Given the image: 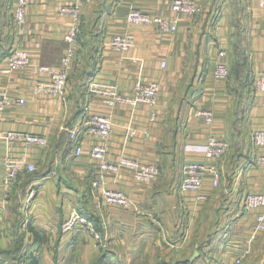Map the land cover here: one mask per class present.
Wrapping results in <instances>:
<instances>
[{
  "label": "crops",
  "instance_id": "obj_1",
  "mask_svg": "<svg viewBox=\"0 0 264 264\" xmlns=\"http://www.w3.org/2000/svg\"><path fill=\"white\" fill-rule=\"evenodd\" d=\"M171 1L84 0L82 20L92 23V29L85 39L81 36L60 97L40 90V83L50 78L35 66L61 65L73 18L60 10L76 0H31L26 21L19 25L13 21L16 0H0V90L14 98L0 132L48 139L46 147H28L23 139L0 142V249L23 236L25 245L40 251L41 264H91L104 254L105 264H174L192 260L201 242L221 253L216 258L220 264H234L241 251L247 252L243 262L264 264V230L255 231L260 209L243 206L249 192L264 187V166L255 163L264 146L256 148L252 141V132L264 129V105L250 86L242 102L233 76L227 82L215 77L219 61L232 66L236 26L230 0H197L203 10L195 17L177 14ZM133 8L177 20L178 28L161 34L153 24H129ZM240 8L251 78L264 73V8L258 0H241ZM125 33L133 36L134 46L114 50L112 38ZM12 48L28 51L35 65L8 71L6 52ZM153 80L161 84L154 105L110 107L90 92L91 83L98 82L115 84L124 96L133 97L136 83ZM200 110L213 111V124L206 123ZM93 112L113 121L106 142L111 162L126 156L160 168L153 184L127 171L117 176L103 172L102 186L125 192L131 200L127 208L99 206L100 189L93 188L99 170L90 154L94 141L84 139L77 156L70 140L68 129ZM213 135L225 139L229 149L219 164L220 186L207 185L209 198L199 203L195 192L181 190L184 164L204 160ZM8 154H26L36 171L5 185ZM73 210L93 222L100 241L82 228L63 230Z\"/></svg>",
  "mask_w": 264,
  "mask_h": 264
},
{
  "label": "built area",
  "instance_id": "obj_2",
  "mask_svg": "<svg viewBox=\"0 0 264 264\" xmlns=\"http://www.w3.org/2000/svg\"><path fill=\"white\" fill-rule=\"evenodd\" d=\"M84 0H76L74 4H70L61 8L62 14L70 15L73 18L71 29L67 32L65 40L69 44L68 52L63 58L60 66L53 67L47 65L35 66L40 73H47L49 80L40 83V90L51 92L56 96H64L69 82L71 68L77 58L78 47L80 44V22ZM31 0H16L13 8L14 24H23L26 21V15ZM258 5L264 8V0H258ZM171 8L180 15L195 17L202 13V6L197 0H172ZM129 24L142 23L155 25L161 34H170L177 30V20L163 18L159 16L151 17L140 9L133 8L127 16ZM134 46V38L131 34H117L112 38L111 47L116 51H126ZM219 55L224 58L227 55L225 50H220ZM8 71L19 70L32 67L34 61L28 51L21 48H12L6 56ZM165 66V63H163ZM231 70L225 61H219L215 67V77L220 82H227L230 79ZM250 90L252 94L259 95L261 103L264 105V73L252 75L250 78ZM92 95L101 98L102 102L110 107L120 104L129 103L137 106L141 103L154 105L161 92V84L157 81L138 82L134 87V96L126 97L118 89L115 84H103L92 82L90 85ZM14 102V98L9 92L0 90V122L3 120L5 109ZM17 102H23L18 99ZM198 114L203 117L207 124H213L214 113L212 110H200ZM113 121L111 117L93 112L89 113L82 122L69 128V137L76 146V155L83 152L84 139L89 138L94 141L90 148L91 157L98 165V172L95 175L93 188L100 189L101 200L100 207H123L127 208L131 205L129 196L119 189H109L102 186L103 172H108L117 176L123 171H127L132 176L145 184H153L159 174L160 168L154 163H145L135 158L121 156L117 161L111 162L107 158V139L112 132ZM15 139H23L26 146L46 147L48 139L38 134H25L20 132H0V142L6 141L12 143ZM253 145L256 148L264 146V129H256L252 132ZM229 149L228 142L213 135L208 139L205 158L200 161H189L184 164L183 181L181 190L183 192H195L196 200L199 203L206 202L209 198L207 185L210 188H216L220 184L221 171L220 162L223 160ZM255 163L264 166V155L256 158ZM6 176L5 185H12L23 173L34 172L37 167L34 163H30L26 154L20 157L14 154H8L4 159ZM244 209H260L257 217L255 231L264 230V187L258 192H249L243 201ZM65 232H72L82 228L87 231L95 240L102 239L101 233L96 229L93 222L78 210H73L70 216L63 223ZM247 252L244 251L234 261V264H242L243 258Z\"/></svg>",
  "mask_w": 264,
  "mask_h": 264
},
{
  "label": "trees",
  "instance_id": "obj_3",
  "mask_svg": "<svg viewBox=\"0 0 264 264\" xmlns=\"http://www.w3.org/2000/svg\"><path fill=\"white\" fill-rule=\"evenodd\" d=\"M236 15H238L236 13ZM236 32L233 35V60L231 66V76L234 77L237 87L236 94L241 98L242 102L250 92V72L249 62L246 49L244 46V36L241 27L240 17L235 18ZM1 50V49H0ZM11 50H7V55ZM106 254L101 255L91 264H105ZM199 258V257H198ZM199 260V259H198ZM195 261L184 260L176 261L174 264H196ZM0 264H41L40 251L34 246L25 245L24 237L18 236L15 244L6 249H0Z\"/></svg>",
  "mask_w": 264,
  "mask_h": 264
},
{
  "label": "rangeland",
  "instance_id": "obj_4",
  "mask_svg": "<svg viewBox=\"0 0 264 264\" xmlns=\"http://www.w3.org/2000/svg\"><path fill=\"white\" fill-rule=\"evenodd\" d=\"M240 1L241 0H230L231 6H232V19H233V23L235 24V18L240 17V19L243 18V10L240 8ZM236 13L238 15H236ZM84 25V26H82ZM90 29H92V23H89L88 25L83 23L82 20V15H81V22H80V33H79V40L81 42V36H83V38L85 39L86 35L88 32H90ZM235 32H236V28H235ZM85 36V37H84ZM86 42V41H85ZM84 45V44H83ZM86 45V43H85ZM251 93V92H249ZM220 186V184H219ZM198 246H197V252L199 253L194 259H197L196 264H220V262L217 261L216 258L219 257V255L221 256L220 252H212L208 250V246L201 244V242H198ZM206 247V248H205ZM243 251H241L240 253H242ZM264 256V254H263ZM216 259L215 263L213 262ZM194 260V261H195ZM193 261V260H192ZM251 260L250 259H244V262L242 261V264H251L250 263ZM233 264V263H231Z\"/></svg>",
  "mask_w": 264,
  "mask_h": 264
},
{
  "label": "water",
  "instance_id": "obj_5",
  "mask_svg": "<svg viewBox=\"0 0 264 264\" xmlns=\"http://www.w3.org/2000/svg\"><path fill=\"white\" fill-rule=\"evenodd\" d=\"M198 254H199V253L196 252L195 255H194V257L192 258V260H194V258H195Z\"/></svg>",
  "mask_w": 264,
  "mask_h": 264
}]
</instances>
